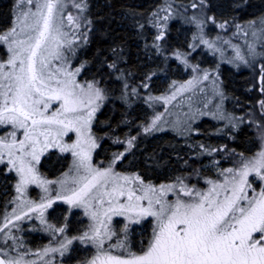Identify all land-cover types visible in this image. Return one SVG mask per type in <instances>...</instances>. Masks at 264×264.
Listing matches in <instances>:
<instances>
[{"label": "snow or ice", "instance_id": "obj_1", "mask_svg": "<svg viewBox=\"0 0 264 264\" xmlns=\"http://www.w3.org/2000/svg\"><path fill=\"white\" fill-rule=\"evenodd\" d=\"M19 2L33 4V0ZM61 6L62 0H40L35 11H20L13 26L0 34V42L8 46V58L0 60V164L18 175L16 191L23 194L27 185L38 184L48 192L46 186L54 182L39 174L41 156L49 149L70 152L74 157L70 169L73 174L65 173V179L59 181L61 191L56 200L83 207L94 222L88 232L77 238L97 248L88 264H264V187L256 192L249 181V176L255 174L264 182V151L239 168L226 169L223 182L207 181V190L189 186L179 177L175 183L155 185L139 174L117 173L112 165H93L92 152L98 145L91 126L105 97L96 83L82 84L76 79L83 66L72 68L68 62L74 49L73 41L66 39L68 33L62 31L63 16L58 17ZM75 7L86 5L81 2ZM191 7L208 5L206 0H198ZM191 19L196 21V17ZM67 21L79 28L73 16L68 15ZM209 22L215 23V18L208 16L198 21L200 25ZM226 23L219 27L224 28ZM252 35L256 36V32ZM164 36L161 32L156 40ZM204 43L213 47L208 41ZM249 54L258 55L254 46H249ZM237 56L248 63L243 55ZM110 67L115 68V64ZM260 68L264 84V65ZM203 79H208V73ZM192 84L188 81L178 91ZM158 120L159 116L152 121L153 128ZM70 133L75 134V140L67 143L65 137ZM249 190L254 194L250 196ZM169 193L174 194L173 200L167 199ZM54 202L48 198L29 211H39L45 222L44 210ZM114 216L127 218L128 223L121 229L124 239L117 237L118 243L105 248V242L117 236L110 227ZM149 217L155 219V224L147 246L140 252L129 250L126 241L130 225ZM21 218L15 216L16 220ZM5 219L7 228L11 220ZM68 244L71 240L59 249L44 252L60 251L63 255ZM112 249L124 252L113 254ZM0 264L22 261L0 255Z\"/></svg>", "mask_w": 264, "mask_h": 264}, {"label": "trees", "instance_id": "obj_2", "mask_svg": "<svg viewBox=\"0 0 264 264\" xmlns=\"http://www.w3.org/2000/svg\"><path fill=\"white\" fill-rule=\"evenodd\" d=\"M16 1L0 0V34L6 31ZM195 2L198 0H88L89 37L80 52L86 63L84 78L106 94L94 128L98 163L113 160L119 170L136 172L146 182H174L179 177L192 184L210 174L203 166L210 157H220L219 148L246 153L254 143L249 125L227 134L210 119L199 121L187 136L175 128L145 131L157 108L148 100L149 93L161 94L169 85L168 78L180 77L174 54L180 50L182 31L196 34L203 28L211 36L212 29L217 31L226 21L230 30L225 35L230 36L237 26L264 17V0H206L208 7L192 8ZM208 16L215 23L198 24ZM161 32L164 39L157 41ZM202 46L198 52H205ZM113 64L115 68L110 67ZM221 76L226 95L231 96L228 107L236 114L250 111L255 97L264 96L261 89L249 84L247 70L224 67ZM63 162L49 158L45 168L53 170Z\"/></svg>", "mask_w": 264, "mask_h": 264}, {"label": "rangeland", "instance_id": "obj_3", "mask_svg": "<svg viewBox=\"0 0 264 264\" xmlns=\"http://www.w3.org/2000/svg\"><path fill=\"white\" fill-rule=\"evenodd\" d=\"M39 2L40 0H33L32 5H20L19 0H17L13 16L7 25L6 31L13 26L15 18L20 11H27L28 9L35 11V5ZM81 2H83V5H86V7L77 9L75 4ZM88 6V0H62V6L58 13V17L61 15L63 16L62 31L68 33L66 39L73 41L71 47L74 49V55L69 56L68 62L71 64L72 68L83 66L81 72L76 77L77 81L82 84L92 82L84 78L86 63L80 56L81 49L84 47L89 37V27L87 26L89 23L87 13ZM68 15L76 19L79 28H76L75 25L67 21ZM255 22V24L249 22L240 25L236 29V32H231L230 36L225 35L230 30L228 27L218 28V32L212 29L213 35L211 32V36L203 28L197 30L198 32L196 34H192L191 32L188 33L186 30L182 31V39L180 40L179 46L180 50H177L174 54L175 58L180 63L178 67H175L177 71L179 70L180 77L174 79L168 78L167 81L169 85H167V88L161 94L153 95L149 93L148 95V100L155 103L157 107L151 115V121L148 127L151 130L161 132L163 130L166 131V128H175L178 130V133L187 136L190 135L192 131H195L197 123L203 119H210L213 122L212 125L220 126L218 130L224 131L223 133L227 134H230L231 131L243 125H249L253 130L254 143L249 147V151L241 153L228 150L226 146L219 148L221 150V152H219L220 157H210L209 161L203 166L210 174L201 175L199 181L192 184L188 181H184L189 186H195L197 189L207 190L209 187L207 181L209 180L223 182L224 176L222 173H224L226 169L239 168L243 162L256 157L258 153L264 151V105L261 104V101H264V96L261 93L258 98L255 97L253 108L250 111L245 110L243 115L236 114L232 112V108L230 109L228 107V100L231 96L226 95L221 76L224 67L227 70H236L237 72L240 70H247L249 74L248 79L250 78L249 84L251 86L254 85L259 89L264 86L260 81V66L264 65V55H259V53H264V23H262L264 22V17ZM254 31L256 32V36L252 35ZM245 33H247V35ZM204 41H208L213 47L210 48ZM199 44H203V46ZM200 46L205 49V52L201 51L204 54L198 52ZM249 46H254L258 55H250ZM67 47L68 46L65 45V48ZM238 53L247 59V64L238 59ZM65 55H68L67 51ZM192 55H194V57L191 58ZM7 58L8 46L0 42V60H6ZM205 73H208L207 80L203 79ZM188 81H193V84L182 91H178L180 86L187 85ZM213 81H215V83H213ZM100 88L102 89V87ZM103 93L105 98L100 102V107L92 121L91 131L94 137L96 117L102 111L106 100L104 90ZM174 93L175 98H172ZM220 93H222V95ZM157 116L160 117V120L156 122V127L153 128L152 121ZM2 132L3 130H0V134H2ZM73 140H75L74 133H70L68 137H65V142L67 143H71ZM97 148L92 152V163L94 166L104 168L112 165L113 170L117 173L123 175L137 174L133 171L119 170L113 160L98 163L95 159ZM49 158H53L54 162L56 161L58 164H60V160H63V166L59 165L53 170L46 169L45 165L47 163L45 162ZM73 160L74 157L70 152H60L58 149H49L41 156L37 168L42 178L53 181L54 183L46 186L48 192H45L44 187L38 184H29L23 194L16 191V184L19 180L18 175L14 171H7L5 164H0V204L2 205L0 207V228H3L4 231V224L7 222L5 217L13 221L15 220L14 216L18 215L21 211L51 198L55 202L50 208H47V210L55 214L56 217H54L56 220L61 221V223H67L66 221L69 218L76 222L81 219L83 231L78 230V235L88 232L90 226L94 222L86 213V210L83 207H74L63 200H56L57 194L61 191L59 181L65 179V173H69V176L73 174L70 172V169L73 168ZM249 181L256 192H259L260 189L264 187V182L255 177V174L249 176ZM175 182L176 181L159 184L151 183L160 185ZM253 194L254 193L249 190V195L251 196ZM174 198L175 196L172 193H169L167 196L169 200H173ZM35 213L36 211H32V213L24 216L23 222L26 223V218L36 215ZM126 223H128L126 217L114 216L112 218L110 227L117 233V236H113L111 240L106 241L105 248H108L111 244L118 243L117 237L121 240L124 239L121 229ZM154 224L155 219L149 217L142 220L139 224L130 225L126 241L129 250L140 252L143 247L147 246ZM71 225L73 224L71 223ZM8 226H10V224H8ZM3 231H0V239L4 240L6 238L1 236ZM64 242L65 244L67 243V237ZM59 247L60 246L57 245L56 249ZM43 248L52 249L47 246ZM0 249H2V247ZM44 250L39 253L40 256H32V251H28L29 253L25 252L22 255H14L10 252L8 253L5 249H2V253L0 254L4 257L6 256L7 259H21L22 264H37V262H39L38 258L43 259L42 255L46 256L52 253V251H49L45 254ZM112 252L113 254H123L124 249H112ZM96 253L97 248L94 244L83 241V264H88ZM55 263L62 264L60 256L55 260Z\"/></svg>", "mask_w": 264, "mask_h": 264}, {"label": "flooded vegetation", "instance_id": "obj_4", "mask_svg": "<svg viewBox=\"0 0 264 264\" xmlns=\"http://www.w3.org/2000/svg\"><path fill=\"white\" fill-rule=\"evenodd\" d=\"M30 208L18 214L22 217L20 220H16L14 216L15 220L13 221L17 222L11 221L9 223L10 226L4 229L1 236H4L6 239H0V248L2 247V249L14 255H22L25 252L32 251V256H40L39 253L45 249L43 247L47 246L56 249L57 245L60 246L62 243H65L64 240L67 237V241L71 240V244L67 245V250L64 251L63 255H61L60 251H52L51 254L42 255L43 259L38 258L39 262L37 264H56L55 260L59 256L62 259V264H83V241L77 239L83 236V234L80 233L78 235L77 233L78 230H82L83 228L81 227L82 220L79 218L80 220L76 222L69 218V221H66L67 223H61V221L56 220L55 214L45 209L43 213L45 222L41 221L40 212L36 211V215L26 218V223H24V216H26L24 213L27 215L32 213V211H29ZM60 228H64V231L60 232ZM4 258L7 259L6 256Z\"/></svg>", "mask_w": 264, "mask_h": 264}]
</instances>
